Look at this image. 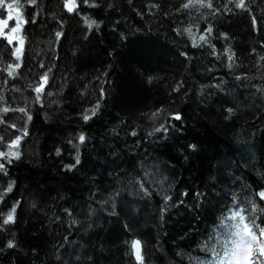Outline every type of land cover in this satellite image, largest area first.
Wrapping results in <instances>:
<instances>
[{
	"label": "trees",
	"instance_id": "1",
	"mask_svg": "<svg viewBox=\"0 0 264 264\" xmlns=\"http://www.w3.org/2000/svg\"><path fill=\"white\" fill-rule=\"evenodd\" d=\"M76 2L20 0L26 52L0 55V264H138L133 237L143 264H205L247 194L264 226V0Z\"/></svg>",
	"mask_w": 264,
	"mask_h": 264
},
{
	"label": "snow or ice",
	"instance_id": "2",
	"mask_svg": "<svg viewBox=\"0 0 264 264\" xmlns=\"http://www.w3.org/2000/svg\"><path fill=\"white\" fill-rule=\"evenodd\" d=\"M29 4H36V0H27ZM95 0H93V3ZM83 3L87 4L89 3V0H83ZM199 3L204 4L206 3L209 8H211L212 0H199ZM6 6V16L4 18H0V37H6L9 44H11L13 41L18 40L19 46L15 48V56L17 58H20L22 51L25 46V39L26 37L24 35H20L23 25L28 23V20L25 18V15L22 11V5H20L19 0H0V7ZM189 5L185 4L183 7L187 8ZM237 6L240 8H247L248 5L245 3V0H237ZM64 7L67 9L68 13H73L75 11H78L77 8V2L76 0H65ZM225 9L227 11H232L231 8H228L227 5H225ZM216 11L219 12L220 9L216 8ZM29 14L31 15V10H29ZM33 22L35 20V16L31 17ZM11 20H14V26L11 27V32L5 31V28L9 26V22ZM253 20L255 21V16H253ZM87 23L95 24V20L86 21ZM59 23L62 25L64 24L63 20H60ZM190 31V30H189ZM212 31V25L209 24L207 29H205V32L210 33ZM63 35V30H58L56 32L57 37H61ZM222 35L227 36V33H222ZM202 40L205 41V43L209 42L207 37L202 36ZM261 43H264V41H261ZM212 48H215V45H212ZM255 51V49H253ZM215 54V53H213ZM185 56H187V53H184ZM13 67H19V64L13 65ZM11 71V70H9ZM49 72L51 69L48 70ZM13 75H18V73H12ZM42 81H48L49 76L48 72H45L44 75L40 78ZM151 79V77H149ZM15 86V85H13ZM46 84L40 83L36 85L34 88L35 93L37 94V99L42 104L43 100L40 99L41 96H43L42 90L45 89ZM103 89H101V92L103 93ZM97 104H99V101H97ZM20 111H25V109H21ZM160 109H157V112H160ZM228 112L232 113L233 109L231 107L228 108ZM155 116L156 113H153ZM176 119L182 118V113L175 112L172 113ZM90 117L88 115H85L83 119L87 121ZM28 119H31V114H28ZM3 121V117L0 116V122ZM169 125L171 122H168ZM12 128H16V124L11 125ZM162 129L165 133L169 131V127L165 124H160L159 129H156L155 131H159ZM21 132L27 133V128H22ZM133 135H136L135 130H133ZM0 139H3V137H0ZM22 139L21 135H16L14 139L10 141L12 145H17L18 142H20ZM79 139L81 141L85 140V134L83 132L80 133ZM193 148H195V145H192ZM60 149H57V152H59ZM20 153L13 152L11 153V157L8 156L7 153H5L3 150H0V157H6L7 162L10 164L12 163V157L19 158ZM80 162V157H76V163ZM75 165L69 164L65 165V168L71 169L74 168ZM0 171L7 172V168L5 167L4 162H0ZM13 185L12 183L8 184V187L4 190L5 192H8L12 189ZM145 193H147V189L144 190ZM187 193H185L186 195ZM259 197H264V189H261L259 192ZM164 199L170 200L171 196L166 195ZM4 200V196L0 195V202ZM20 201L17 200L11 207V209L4 214L5 219L4 223L8 224L11 222H14L15 219V212L16 208L19 206ZM257 208V205L253 203L251 205V209L248 212L245 211H232L230 212L231 216V222L229 223V231L226 233L227 239H225L223 236H221L219 240L220 247H212L210 249L211 252V258L206 257L205 264H264V226H261L257 224L254 212L252 210H255ZM251 213V214H250ZM216 239V234L213 235V237L210 239L209 243L212 242V240ZM9 244H12V241H9ZM131 247L135 255V260L138 262V264H143L144 258L141 254V248H142V241L138 237H133L131 240Z\"/></svg>",
	"mask_w": 264,
	"mask_h": 264
},
{
	"label": "bare ground",
	"instance_id": "3",
	"mask_svg": "<svg viewBox=\"0 0 264 264\" xmlns=\"http://www.w3.org/2000/svg\"><path fill=\"white\" fill-rule=\"evenodd\" d=\"M22 1L23 0H21V3H22ZM64 3H65V0H62V6L64 8V11H66L65 7H64ZM2 9L3 8H0V18H4L3 12L1 11ZM5 10H6V7H5ZM63 21H64V24H62L60 26V29H62V30L65 29V23H66L65 20H63ZM22 33L25 36L24 25H23V28H22ZM60 38H62V36L61 37H57V40L59 41ZM0 41H2V40H0ZM1 45H2V47H1ZM1 45H0V55L1 54L4 55V58L2 60L3 61L2 63L4 64V67H6V68L10 67V64H12V66L16 65V64H20V60L24 57V54L26 52V50H25V46L26 45L24 46V49L22 51V54H21L20 58H17L15 56V54H14L15 48H14V46L12 44H9L6 40H3ZM15 68H18V67H13V69H15ZM4 70H5V68H4ZM55 74H57V73H55ZM11 85H13V84H11ZM11 90H12V87H11ZM13 91H16V89L14 88ZM260 92H261V94L259 96L264 101V87L261 89ZM171 118H173V115L171 116ZM168 122H170V121H168ZM167 125H168L169 128L174 127L172 122H171L170 125H169V123ZM239 149L240 150H236V148H232L231 151H230L231 154H227V156H230V157L227 158L226 160L232 161V160H234L236 158L238 163H243L244 162V157H242L241 154L243 153L244 150H246V148L243 147V148H239ZM261 168H264V160L262 161Z\"/></svg>",
	"mask_w": 264,
	"mask_h": 264
},
{
	"label": "rangeland",
	"instance_id": "4",
	"mask_svg": "<svg viewBox=\"0 0 264 264\" xmlns=\"http://www.w3.org/2000/svg\"><path fill=\"white\" fill-rule=\"evenodd\" d=\"M1 11L3 12V16H6V10H5V9H2ZM11 23H12V24H11ZM14 23H15V21H14V20H11V21L9 22V26H7V27L5 28V30H6L7 32H11V27L14 26ZM20 35H23L22 31H21ZM2 38H3V40H6V41H7L6 37H2ZM7 42H8V41H7ZM11 44L14 46V48H16V47L19 46V41H18V40L13 41ZM3 67H4V66H3ZM13 89H14V88L12 87V90H13ZM152 179H153V182H156V181H157V178H156L155 176L152 177ZM160 185H161V183L159 184V186H160ZM247 196H248V194H247Z\"/></svg>",
	"mask_w": 264,
	"mask_h": 264
},
{
	"label": "flooded vegetation",
	"instance_id": "5",
	"mask_svg": "<svg viewBox=\"0 0 264 264\" xmlns=\"http://www.w3.org/2000/svg\"><path fill=\"white\" fill-rule=\"evenodd\" d=\"M6 31V30H5Z\"/></svg>",
	"mask_w": 264,
	"mask_h": 264
}]
</instances>
